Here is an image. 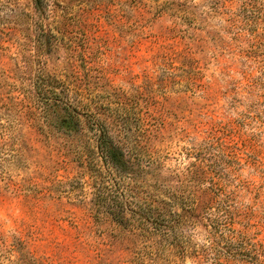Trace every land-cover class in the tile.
<instances>
[{
    "label": "rangeland",
    "instance_id": "obj_1",
    "mask_svg": "<svg viewBox=\"0 0 264 264\" xmlns=\"http://www.w3.org/2000/svg\"><path fill=\"white\" fill-rule=\"evenodd\" d=\"M60 4L64 34L43 51L33 0H0V67L10 83L25 86L40 61L50 73L79 75L87 101L105 104L100 111L146 166L134 184L142 202H156L157 150L173 175L213 157L236 229L247 234L231 248L224 240L215 263L158 250L141 225L127 235L97 221L75 152L25 127L15 129L27 136L25 158L0 169V264H264V132L255 108L264 98V0ZM121 100L125 111L106 107ZM221 143L239 158L216 159ZM131 203L134 212L141 202Z\"/></svg>",
    "mask_w": 264,
    "mask_h": 264
},
{
    "label": "trees",
    "instance_id": "obj_2",
    "mask_svg": "<svg viewBox=\"0 0 264 264\" xmlns=\"http://www.w3.org/2000/svg\"><path fill=\"white\" fill-rule=\"evenodd\" d=\"M60 1L33 0V21L41 29L36 38L38 50L44 51L48 44L60 42L58 33L64 34L58 27L61 23ZM51 49L52 46L48 48ZM28 63L33 66L30 60ZM39 63L42 69L38 68L29 76L25 86L10 83L11 76L0 67L2 173H7L3 169L11 158L20 162L25 158L27 136L22 134V138L15 129L23 131L29 127L40 133L44 140L57 141L75 152L76 161L84 167L81 174L83 178L88 177L86 183L93 191L97 221L109 219L127 235L141 225L146 235H156L158 250L200 261L211 259L215 263H221L219 255L224 249V240L231 248L236 239L246 238L245 231L236 229L237 209L230 203L234 198L223 188L217 160L211 156L199 160L195 157L173 175V170L166 167L157 150L156 202L140 201L134 184L146 171V166L127 150L125 130L118 132L112 128L108 114L99 109V105H105L103 102H97L98 111L87 101L79 75L72 71L61 76L53 74L44 68L42 61ZM111 104L106 107L114 113L126 110L127 104L123 100L115 107H110ZM256 104V115L264 132V98ZM221 144L219 152L212 154L216 159L239 158L238 149L233 153L234 147ZM129 178L132 181L129 182ZM132 195L135 198H131ZM133 201L141 203L130 212ZM198 235L203 242L195 240ZM225 255L236 258L231 251Z\"/></svg>",
    "mask_w": 264,
    "mask_h": 264
}]
</instances>
